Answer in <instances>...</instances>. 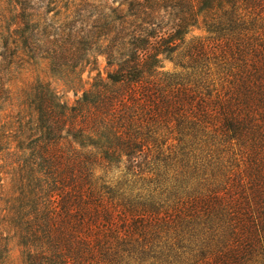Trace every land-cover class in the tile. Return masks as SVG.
<instances>
[{"label": "trees", "instance_id": "16d2710c", "mask_svg": "<svg viewBox=\"0 0 264 264\" xmlns=\"http://www.w3.org/2000/svg\"><path fill=\"white\" fill-rule=\"evenodd\" d=\"M14 1L0 104L31 113L0 120V264H264V0H73L42 23ZM40 51L105 76L72 104L17 86Z\"/></svg>", "mask_w": 264, "mask_h": 264}, {"label": "rangeland", "instance_id": "374dc122", "mask_svg": "<svg viewBox=\"0 0 264 264\" xmlns=\"http://www.w3.org/2000/svg\"><path fill=\"white\" fill-rule=\"evenodd\" d=\"M70 1L73 0H53L51 4L48 0H34L35 9H26L25 13H35L34 17L42 23L44 19L53 15V12H59L56 18H60L63 6ZM26 3L27 1L24 2V5H26ZM28 5H31V2H28ZM113 6H117V3H114ZM50 7L53 8V11L48 13L47 10ZM21 12L20 4H17L14 0H0V28H3L7 23L9 24L10 21H12L11 19H13L15 15L21 14ZM202 34L203 30L198 27L190 30L186 37L190 38ZM45 56L46 53L41 51L38 52V54L36 53L33 58L22 56L23 59L14 65L15 72L13 76L15 78L13 76L12 78H14L13 80L17 86L21 85L19 81L22 80V82L32 83V85L36 84V82L48 83L50 87L56 91L60 99L67 104H72L76 97L90 86L93 79L98 74L104 77L107 69L105 57L101 54H94L95 60L92 65L85 66L83 69H78V71L75 70L74 73L69 74L63 69H53L48 60L43 58ZM161 65L163 70L174 69L173 62L168 59H163ZM23 99H25V97H21L15 101V105H10L9 101L1 103L0 120L4 119L9 114H16L18 110L16 104L19 105L21 101L25 102V111L30 112L29 103Z\"/></svg>", "mask_w": 264, "mask_h": 264}]
</instances>
